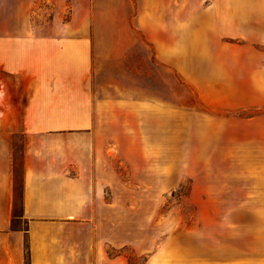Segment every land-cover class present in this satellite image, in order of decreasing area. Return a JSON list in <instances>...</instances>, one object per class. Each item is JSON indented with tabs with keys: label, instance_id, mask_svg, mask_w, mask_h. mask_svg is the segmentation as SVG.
<instances>
[{
	"label": "rangeland",
	"instance_id": "obj_1",
	"mask_svg": "<svg viewBox=\"0 0 264 264\" xmlns=\"http://www.w3.org/2000/svg\"><path fill=\"white\" fill-rule=\"evenodd\" d=\"M191 3L196 14L180 16L172 33L140 30L149 12L143 0H111L95 16L89 0L38 1L28 22L36 36L49 34L52 17L92 25V93L133 103L122 114L130 127L115 145L105 197L114 200L115 232L140 234L148 252L135 256L128 243L115 253L144 264L180 237L198 264H264V94L252 89L253 77L264 87V10L252 31L248 15L225 30L219 11L234 1ZM123 24L130 31L103 30ZM160 40L169 46L158 54L150 41Z\"/></svg>",
	"mask_w": 264,
	"mask_h": 264
},
{
	"label": "crops",
	"instance_id": "obj_2",
	"mask_svg": "<svg viewBox=\"0 0 264 264\" xmlns=\"http://www.w3.org/2000/svg\"><path fill=\"white\" fill-rule=\"evenodd\" d=\"M38 1L58 3L0 0V264H128L116 249L133 243L135 256L148 249L140 234L115 232V204L105 192L113 187L115 145L130 127L122 114L133 103L92 93L97 43L92 25L74 18L58 24L52 17L47 36L34 34L28 17ZM89 1L92 16L110 9L111 0ZM143 1L149 12L140 30L172 33L180 16L189 22L196 14L191 2L201 0ZM179 1L186 6L180 8ZM212 1L235 3L219 11L225 30L247 24L241 16L248 15L252 31L258 10H264L259 5L264 0ZM103 30L130 31L124 24ZM150 42L158 54L169 46ZM110 46L131 43L112 41ZM252 81V89L264 94L255 77ZM182 240L167 238L144 264H198L194 248Z\"/></svg>",
	"mask_w": 264,
	"mask_h": 264
}]
</instances>
